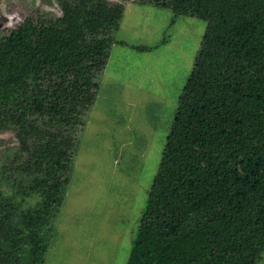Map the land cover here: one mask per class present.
<instances>
[{
	"label": "trees",
	"instance_id": "trees-1",
	"mask_svg": "<svg viewBox=\"0 0 264 264\" xmlns=\"http://www.w3.org/2000/svg\"><path fill=\"white\" fill-rule=\"evenodd\" d=\"M0 31V264H43L78 135L124 6L55 0ZM206 22L126 264H258L264 254V0H137ZM150 52L148 46H130ZM36 198L31 204L29 201Z\"/></svg>",
	"mask_w": 264,
	"mask_h": 264
},
{
	"label": "rangeland",
	"instance_id": "rangeland-1",
	"mask_svg": "<svg viewBox=\"0 0 264 264\" xmlns=\"http://www.w3.org/2000/svg\"><path fill=\"white\" fill-rule=\"evenodd\" d=\"M107 1L122 4L124 13L78 135L64 199L44 234L43 264L127 263L178 98L206 30V22L189 16L171 24L170 10L140 6L137 0ZM38 11L61 15L55 0H0V31L12 30ZM118 42L152 50L138 52ZM17 148L13 132H0V158ZM258 264H264V254Z\"/></svg>",
	"mask_w": 264,
	"mask_h": 264
},
{
	"label": "built area",
	"instance_id": "built-area-1",
	"mask_svg": "<svg viewBox=\"0 0 264 264\" xmlns=\"http://www.w3.org/2000/svg\"><path fill=\"white\" fill-rule=\"evenodd\" d=\"M12 19H13V17L10 20H12Z\"/></svg>",
	"mask_w": 264,
	"mask_h": 264
}]
</instances>
